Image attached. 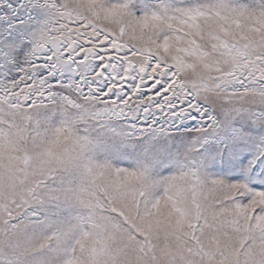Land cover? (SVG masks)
<instances>
[{
  "label": "snow or ice",
  "instance_id": "1",
  "mask_svg": "<svg viewBox=\"0 0 264 264\" xmlns=\"http://www.w3.org/2000/svg\"><path fill=\"white\" fill-rule=\"evenodd\" d=\"M0 264H264V0H0Z\"/></svg>",
  "mask_w": 264,
  "mask_h": 264
}]
</instances>
